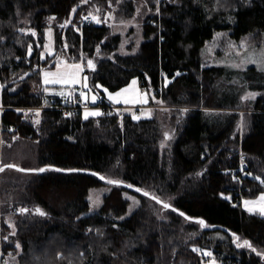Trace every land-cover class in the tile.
Masks as SVG:
<instances>
[{"label": "trees", "instance_id": "trees-1", "mask_svg": "<svg viewBox=\"0 0 264 264\" xmlns=\"http://www.w3.org/2000/svg\"><path fill=\"white\" fill-rule=\"evenodd\" d=\"M81 1L0 0V169L18 161L46 168L0 172L7 264H264V215L243 205L264 194V70L235 76L202 57L218 31L263 44L264 0H165L161 16L144 19L139 49L126 54L118 52L123 36ZM125 10L130 18L136 8ZM49 29L55 47L76 60L104 55L84 72L98 102L107 101L99 87L117 92L139 79L160 100L155 115L64 117L43 108L70 96L42 90L43 68L58 62L44 55ZM249 91L259 93L250 102ZM241 152L244 175L235 171ZM98 174L150 196L133 190L141 204L123 219L130 188ZM104 184L111 189L101 208L83 215L90 189Z\"/></svg>", "mask_w": 264, "mask_h": 264}, {"label": "rangeland", "instance_id": "rangeland-1", "mask_svg": "<svg viewBox=\"0 0 264 264\" xmlns=\"http://www.w3.org/2000/svg\"><path fill=\"white\" fill-rule=\"evenodd\" d=\"M165 0H109L106 2H99L97 0H82L80 7H89L93 13H101L103 15L102 20H98L100 24L109 25L113 32L121 34L124 38L119 53L126 54L129 52H136L139 49L140 43L143 41V28L142 23L147 17H155L162 15V5ZM132 3L136 11L134 15L127 18L125 15L127 11L125 7ZM103 4V5H102ZM98 17V16H97ZM25 33H34L35 30L29 28L23 29ZM48 43L45 49L46 55H57L58 62L56 65H49L43 68L42 75V86L47 89L49 94L53 95H64L72 94L75 92L82 93L85 101L91 103H97L99 95L93 97V89L90 88V82L88 75H86L85 69L90 64H96L97 61L102 59L104 55L99 52L96 58H90L87 54L80 53V59L76 60V56L68 55L67 49L62 50L55 47V33L53 29L47 31ZM247 37L242 39H236L229 35L228 31H218L214 39L209 40L204 48L202 49V57L204 60V66H218L227 68V70L233 72L235 76L241 74V71H246L251 67H256L259 70H264V43L261 45L254 44ZM65 51V52H64ZM67 53V54H66ZM117 53V52H116ZM66 55L64 57L63 55ZM62 55V56H61ZM111 58L115 57V53L108 55ZM91 61V63H89ZM239 73V74H238ZM135 82V83H133ZM85 88V90H84ZM87 88H90L91 96L88 95ZM2 90L3 85L0 82V119L2 118ZM106 95H111V99L115 102L128 104L131 108H126L123 111L125 113H135L136 111L140 114V117H153L155 110H146L142 106L149 103L150 98L156 103H159V99L148 92L145 88L141 87L139 80L135 79L128 87L123 88L120 92H110L104 90ZM257 92L249 91L245 94L246 99L250 102L258 97ZM141 106V107H139ZM161 106V105H158ZM154 108V106H153ZM138 109V110H136ZM189 108H181L180 113L188 112ZM241 115L244 110L239 109ZM84 117L97 116L94 113H100L97 107L84 110ZM149 112V114H147ZM40 111H37L39 117ZM243 121L240 122V136L242 138L243 133ZM170 137L174 132H169ZM18 161V160H16ZM1 154H0V165H1ZM15 165L24 167L22 161L16 162ZM111 186L104 184L96 186L90 189L88 196L89 208L83 212V215L93 214L97 212L104 203L105 196L110 192ZM125 196L129 199V209L126 214L123 215V219L131 216L141 204V196L130 189L125 190ZM244 207L250 212H256L264 215V194L257 199H248L243 202ZM17 211H21L18 209ZM10 218L13 216L9 214ZM4 228L0 217V239L4 236ZM2 241V242H1ZM0 264H7V257L4 255L3 247L4 240H0ZM9 261L10 258L8 257ZM204 264H219L214 259L205 262Z\"/></svg>", "mask_w": 264, "mask_h": 264}, {"label": "built area", "instance_id": "built-area-1", "mask_svg": "<svg viewBox=\"0 0 264 264\" xmlns=\"http://www.w3.org/2000/svg\"><path fill=\"white\" fill-rule=\"evenodd\" d=\"M92 20L91 17L87 18V22H90ZM66 57V55H63ZM154 93L163 94V86L160 88H155L153 90ZM93 107H97L100 110V113L102 115H109L116 112L118 109H122V107H116L114 105L105 103L104 101L100 100L95 105H92L90 102H87L84 100L83 96L81 94L77 95H70L66 99H53L51 103H45L43 108H51V109H57L62 113L64 117L70 116L72 114L78 113L80 111H84L86 109H91ZM137 116V113L135 114ZM241 162L240 165L235 169L236 172H238L241 175L246 174V170L248 168V165L245 162V156L241 152Z\"/></svg>", "mask_w": 264, "mask_h": 264}, {"label": "crops", "instance_id": "crops-1", "mask_svg": "<svg viewBox=\"0 0 264 264\" xmlns=\"http://www.w3.org/2000/svg\"><path fill=\"white\" fill-rule=\"evenodd\" d=\"M135 79H133L132 81H134ZM139 80V79H138ZM132 83V82H131ZM130 83V84H131ZM139 83H140V85H141V87H142V82L139 80ZM129 84V85H130ZM126 87H128V86H126ZM91 88V87H90ZM90 88H87V91H88V95L89 96H91V91L89 90ZM100 89H103V90H105V88H103V87H99ZM42 90H43V92H44V94H45V96H47V97H66V96H68V95H70V94H64V95H53V94H49L48 92H47V89L44 87V86H42ZM84 90H85V88H84ZM123 90V89H122ZM121 91V90H120ZM119 91V92H120ZM93 93H94V95H92L93 97H96V94H97V92H95L94 90H93ZM114 93V92H113ZM105 98L107 99V101L108 102H110L111 104H113V105H116V106H125V107H127V108H131L132 106H130V105H128V104H123V103H118V102H115L113 99H111V98H113V97H111V95H106L105 94ZM99 99V98H98ZM153 100L150 98V100H149V103L148 104H146L145 106H142L144 109H146V110H151V109H154L153 108ZM139 107H141V106H139ZM152 111V110H151ZM83 114H84V112H83ZM131 114H133V113H131ZM147 114H149V112L147 113Z\"/></svg>", "mask_w": 264, "mask_h": 264}, {"label": "water", "instance_id": "water-1", "mask_svg": "<svg viewBox=\"0 0 264 264\" xmlns=\"http://www.w3.org/2000/svg\"><path fill=\"white\" fill-rule=\"evenodd\" d=\"M33 50H32V48L30 47V49H29V53H28V57L30 58L32 55H33ZM7 167H11V168H14V169H17V170H21V171H24V172H43V171H40V169H27V168H23V167H20V166H18V165H15V164H8V165H5L3 168H1L0 169V172H2L5 168H7ZM46 168H44V170H45ZM101 178L103 177L102 175H100V174H98ZM103 180L105 181V182H107L108 180L106 179V178H104L103 177ZM116 182H118V183H113V184H117V185H122V186H126V187H129L130 189H132V190H135V191H137V192H140V193H145L144 191H142L141 189H138V188H135V187H132V186H130V185H128V184H126V183H124V182H121V181H116ZM148 196H150L149 194H148ZM151 197H153L154 199H156V200H158V201H160L159 203H161V204H166L164 201H162L161 199H159V198H157V197H155V196H151ZM167 205H169V204H167ZM169 207H172L171 205H169ZM198 221H199V219H197ZM203 223H206L205 221L203 222Z\"/></svg>", "mask_w": 264, "mask_h": 264}, {"label": "snow or ice", "instance_id": "snow-or-ice-1", "mask_svg": "<svg viewBox=\"0 0 264 264\" xmlns=\"http://www.w3.org/2000/svg\"><path fill=\"white\" fill-rule=\"evenodd\" d=\"M89 63H91V61H89ZM133 83H135V82H133ZM99 114H100V113H94V115H99ZM40 171H44V169H40ZM102 179H103V177H102ZM107 182H108V183H118V182H116V181H112V180H108ZM144 195H148V193H144ZM157 202L159 203L160 201L157 200ZM163 207H164V208H168L169 205L164 204ZM37 211H39V210H37ZM40 215H44V213H43V212H40ZM244 243L247 244V241H245Z\"/></svg>", "mask_w": 264, "mask_h": 264}, {"label": "bare ground", "instance_id": "bare-ground-1", "mask_svg": "<svg viewBox=\"0 0 264 264\" xmlns=\"http://www.w3.org/2000/svg\"><path fill=\"white\" fill-rule=\"evenodd\" d=\"M61 56H62V55H61ZM161 80H162V79H161ZM161 83H162V82H161ZM152 90H153V89H152ZM149 92H150V91H149ZM153 94H155V93H153ZM70 95H71V94H70ZM103 100H104V99H103ZM103 100H102V101H103ZM104 102H105V101H104ZM106 103H107V101H106ZM1 239H2V238H1ZM1 239H0V240H1ZM1 242H2V241H1ZM1 242H0V243H1ZM0 247H1V246H0ZM203 262H204V260H203ZM0 263H1V261H0Z\"/></svg>", "mask_w": 264, "mask_h": 264}]
</instances>
